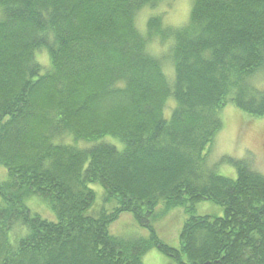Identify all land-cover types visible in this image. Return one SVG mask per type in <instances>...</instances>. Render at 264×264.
<instances>
[{
	"label": "trees",
	"instance_id": "1",
	"mask_svg": "<svg viewBox=\"0 0 264 264\" xmlns=\"http://www.w3.org/2000/svg\"><path fill=\"white\" fill-rule=\"evenodd\" d=\"M146 2L0 0V264H144L152 249L264 264V174L246 158L221 159L235 179L207 167L223 109L264 118V0H193L192 25L164 33L172 81L134 25ZM203 201L222 216L197 214ZM174 209L179 248L156 232ZM124 213L147 238L112 233Z\"/></svg>",
	"mask_w": 264,
	"mask_h": 264
},
{
	"label": "rangeland",
	"instance_id": "2",
	"mask_svg": "<svg viewBox=\"0 0 264 264\" xmlns=\"http://www.w3.org/2000/svg\"><path fill=\"white\" fill-rule=\"evenodd\" d=\"M36 59L44 69L50 68V58L45 51H38L36 53ZM162 60L163 66L168 62L172 64L165 57ZM167 77L169 81H172L174 74L171 76L167 75ZM257 83L260 87L264 88V78L260 79ZM171 106H173L172 101L168 102L166 109L167 116L171 114ZM220 117L223 122V131L217 136L215 148L213 149L214 151L211 154L210 160L207 162V167L208 165L210 167L215 166L219 174L235 179L236 172L234 167L231 164L222 163L221 159L225 156L235 159L246 158L251 160L253 167L257 171L264 174V118L250 117L232 105L223 109ZM8 178L7 168L0 163V181H6ZM33 210L37 211L35 208ZM196 212L199 215L213 217L222 216L223 214L221 207L208 201L199 202L196 205ZM187 217V214L183 210L174 209L170 211L165 219L163 218L156 223V232L159 238L171 247L179 248L180 230ZM111 231L113 234L127 238L134 237V235L138 234L147 238L149 235L148 231L142 229L133 219L132 215L128 213L120 216L118 221L111 226ZM144 264L177 263L159 250L152 249L144 257Z\"/></svg>",
	"mask_w": 264,
	"mask_h": 264
},
{
	"label": "clouds",
	"instance_id": "3",
	"mask_svg": "<svg viewBox=\"0 0 264 264\" xmlns=\"http://www.w3.org/2000/svg\"><path fill=\"white\" fill-rule=\"evenodd\" d=\"M193 0H147L134 17L136 30L147 39L145 53L157 59L167 57L177 45L175 35L165 36L169 29L182 31L192 25ZM160 20V31L150 34V22ZM167 75L174 74V66L168 62L164 66Z\"/></svg>",
	"mask_w": 264,
	"mask_h": 264
}]
</instances>
